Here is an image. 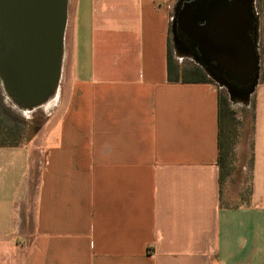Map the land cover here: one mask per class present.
<instances>
[{
  "label": "crops",
  "instance_id": "crops-1",
  "mask_svg": "<svg viewBox=\"0 0 264 264\" xmlns=\"http://www.w3.org/2000/svg\"><path fill=\"white\" fill-rule=\"evenodd\" d=\"M177 1L70 0L57 117L0 145V264H264V15L251 194L222 206L219 87L168 80Z\"/></svg>",
  "mask_w": 264,
  "mask_h": 264
},
{
  "label": "water",
  "instance_id": "water-1",
  "mask_svg": "<svg viewBox=\"0 0 264 264\" xmlns=\"http://www.w3.org/2000/svg\"><path fill=\"white\" fill-rule=\"evenodd\" d=\"M69 0H0V78L15 106L35 110L55 97L65 56ZM171 34L232 105H250L260 80L256 0H178Z\"/></svg>",
  "mask_w": 264,
  "mask_h": 264
},
{
  "label": "trees",
  "instance_id": "trees-1",
  "mask_svg": "<svg viewBox=\"0 0 264 264\" xmlns=\"http://www.w3.org/2000/svg\"><path fill=\"white\" fill-rule=\"evenodd\" d=\"M258 12L264 15V0H256ZM168 80L170 82H212L215 83L204 71L194 62L187 64L178 63L168 51ZM254 102L251 101V120L253 123ZM242 122L238 112L233 108L228 94L219 89L218 92V158L217 164L220 169L221 184V205H234L223 198V185L232 175L237 161V147L242 135ZM21 124L12 111L6 107L0 97V145H15L23 139L20 136ZM22 139V140H21ZM253 161V160H252ZM251 161V164H252ZM248 195L251 188H247Z\"/></svg>",
  "mask_w": 264,
  "mask_h": 264
},
{
  "label": "rangeland",
  "instance_id": "rangeland-1",
  "mask_svg": "<svg viewBox=\"0 0 264 264\" xmlns=\"http://www.w3.org/2000/svg\"><path fill=\"white\" fill-rule=\"evenodd\" d=\"M70 3V0H69ZM262 17V15L260 14ZM170 52L174 59L180 64H187L195 61L189 56H177L174 47L172 34L170 38ZM65 59V56H64ZM218 85V84H217ZM219 89L224 90L218 85ZM228 94V93H227ZM0 97L2 103L8 107L12 113L18 118L21 124L20 136L22 139H27L30 135L44 133L49 124H52L57 116L53 109L56 108L54 103L43 105L35 110L19 109L8 96L0 78ZM51 101V100H50ZM49 101V103H50ZM251 105V104H250ZM250 105H232L238 112V117L242 122V135L237 147V161L232 175L226 180L223 185V196L225 201L236 202L238 195L243 190V195L247 196V178L249 175V160L251 155V108ZM21 139V140H22ZM244 183V185H243Z\"/></svg>",
  "mask_w": 264,
  "mask_h": 264
}]
</instances>
